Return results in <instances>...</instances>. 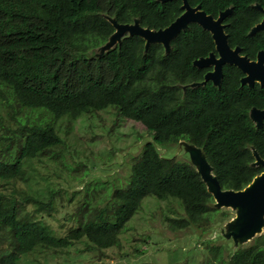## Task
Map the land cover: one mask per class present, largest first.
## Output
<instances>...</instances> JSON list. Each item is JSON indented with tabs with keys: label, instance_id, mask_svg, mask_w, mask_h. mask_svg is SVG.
<instances>
[{
	"label": "trees",
	"instance_id": "16d2710c",
	"mask_svg": "<svg viewBox=\"0 0 264 264\" xmlns=\"http://www.w3.org/2000/svg\"><path fill=\"white\" fill-rule=\"evenodd\" d=\"M187 2L214 18L229 9L223 18L229 45L252 60L264 51V30L252 32L264 0ZM183 11V0H0V264H37L25 259L29 252L68 248L103 256L120 246L125 224L147 196L178 201L184 215L166 218L171 229L207 233L217 214L228 213L190 160L164 156L159 147L184 141L199 148L222 190H241L264 170L255 162L264 160V118L257 124L251 116L264 109V85L242 83L245 73L229 63L219 85L205 80L213 66L197 61L217 53L209 30L189 22L168 48L124 33L96 53L117 25L161 30ZM108 106L149 135L123 186L86 180L89 165L66 140L82 115ZM67 151L85 176L78 200L34 164L60 162L73 171ZM204 242L203 264H264V231L236 247Z\"/></svg>",
	"mask_w": 264,
	"mask_h": 264
},
{
	"label": "rangeland",
	"instance_id": "374dc122",
	"mask_svg": "<svg viewBox=\"0 0 264 264\" xmlns=\"http://www.w3.org/2000/svg\"><path fill=\"white\" fill-rule=\"evenodd\" d=\"M132 25L134 28L129 29L117 25L108 42L97 49L96 53L114 46L124 33L134 32L137 26ZM141 33L147 35L145 31ZM145 38L149 39V33ZM253 119L257 124L259 123L256 115ZM148 139V132L141 123L124 118L111 106L94 114L82 115L74 123L73 132L66 137L70 153L77 151L82 160L89 165V170H85V173L89 171L86 180L104 179L116 186H123L124 182L128 181L132 159ZM159 149L164 156L176 155L180 159L190 160L207 181L208 190L212 193L215 204L225 210L228 216L222 218L217 214L214 222L211 223V229L197 236L199 230L195 227L174 230L168 226L166 221L168 216L184 215L178 201L157 200L153 196H147L143 199L139 211L125 224L120 235V246L106 249L103 256L68 248L64 253L50 250L53 253L36 255L31 251L25 259L36 258L37 264H203L208 257L204 240L212 239L215 243L228 241L229 247H236L249 243L253 237L264 231L263 212L255 221L252 230L246 236L241 235L243 223L250 214L248 202L245 204V197L227 199V190L217 191L215 176L208 167L207 160L201 156L199 148L180 141ZM64 161L75 167V170L69 172V169L60 162L36 161L34 164L47 181L52 184L67 185L73 199L78 200L85 194L83 168L77 165L80 162L77 158L74 159L69 155ZM255 162L264 167V160L257 158ZM72 176L73 178H70ZM38 183L45 184V180L40 179ZM261 184H264V170L242 190H253ZM102 192L100 190L98 195L103 194ZM64 212L65 210L61 209L58 215ZM220 235L226 239L219 238ZM82 247L83 243L77 244V248Z\"/></svg>",
	"mask_w": 264,
	"mask_h": 264
},
{
	"label": "water",
	"instance_id": "95a60500",
	"mask_svg": "<svg viewBox=\"0 0 264 264\" xmlns=\"http://www.w3.org/2000/svg\"><path fill=\"white\" fill-rule=\"evenodd\" d=\"M183 13L176 18L169 26L161 30H152L141 27L138 23H132L137 26V29L132 33L140 34L142 37H146L149 33V39L147 42L156 41L162 43L166 48L169 47V41L182 29H184L189 22H196L203 28L209 30L213 36L217 54L211 53L208 57L201 58L197 61V65H214L212 71L205 75V80H212L214 84L219 85L222 77L223 64H234L240 68L245 76L242 78V83L252 85L254 82H259L260 85H264V51H260L255 60L249 59L247 56L241 54L239 47L232 48L228 43V37L224 30L223 18L229 13V9L221 12L218 17L214 18L212 15L205 13L198 6L192 7L187 0H183ZM264 11V9H263ZM132 24L120 25L126 29L134 28ZM119 26V25H118ZM257 30H264V17L257 23L252 32ZM145 31L146 34L141 32ZM155 38V39H154ZM146 39V38H145ZM256 115L261 123L264 118V109H252V118ZM200 150V149H199ZM201 156L202 153L200 151ZM204 157V156H203ZM205 158V157H204ZM210 168V165L208 164ZM211 169V168H210ZM200 172V171H199ZM202 175V174H201ZM203 176V175H202ZM204 178V176H203ZM205 179V178H204ZM217 191L222 190L218 180L214 177ZM206 181V180H205ZM207 182V181H206ZM232 197H245V204L248 202L250 207L249 218L243 223L242 236H246L253 228L255 221L264 212V184L258 185L253 190H227L226 198Z\"/></svg>",
	"mask_w": 264,
	"mask_h": 264
}]
</instances>
